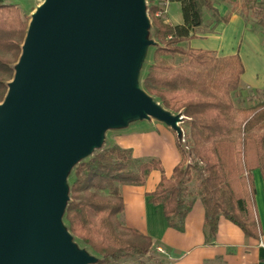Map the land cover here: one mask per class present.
Instances as JSON below:
<instances>
[{
    "label": "water",
    "instance_id": "obj_1",
    "mask_svg": "<svg viewBox=\"0 0 264 264\" xmlns=\"http://www.w3.org/2000/svg\"><path fill=\"white\" fill-rule=\"evenodd\" d=\"M147 0H43L0 102V264H98L64 221L70 176L111 130L186 116L143 87Z\"/></svg>",
    "mask_w": 264,
    "mask_h": 264
},
{
    "label": "trees",
    "instance_id": "obj_2",
    "mask_svg": "<svg viewBox=\"0 0 264 264\" xmlns=\"http://www.w3.org/2000/svg\"><path fill=\"white\" fill-rule=\"evenodd\" d=\"M149 4L153 38L143 71L142 87L166 109L186 119L180 143L182 162L172 175L163 174L151 202L161 205L168 226L184 231L196 201L205 207L204 232L212 241L221 217L246 235L260 238L254 170L264 180V100L255 106H237L235 99L245 71L241 57H218L208 50L184 47L203 24L204 10L216 11L213 0L179 2L183 22L170 24ZM27 20L15 4L0 0V102L13 78L21 54ZM154 170L163 171L157 157L136 158L131 148L106 144L82 161L70 176L71 201L64 221L75 240L99 256L98 264H172L157 251L153 239L127 227L123 185H144Z\"/></svg>",
    "mask_w": 264,
    "mask_h": 264
},
{
    "label": "crops",
    "instance_id": "obj_3",
    "mask_svg": "<svg viewBox=\"0 0 264 264\" xmlns=\"http://www.w3.org/2000/svg\"><path fill=\"white\" fill-rule=\"evenodd\" d=\"M213 1L216 11L204 10L203 24L197 29L196 36L183 45L212 51L218 57L238 54L245 71L236 97L243 98L250 93L257 97L254 102L258 104L264 100V41L244 15L234 9L237 0ZM154 3L163 7V16L170 24L183 22L179 2L155 0ZM175 4L178 6L173 13L171 9ZM111 144L131 148L136 158L157 157L161 160L163 171L154 170L144 185L122 186L124 211L120 219L127 227L150 236L155 247L162 248L163 255L172 264H264V180L259 169L253 174L261 237H250L239 226L221 217L217 234L209 242L204 232L205 207L201 200L196 201L188 214L184 231L170 228L162 206L151 202V194L163 174L170 177L182 162L176 132L156 120L139 122L118 132Z\"/></svg>",
    "mask_w": 264,
    "mask_h": 264
},
{
    "label": "rangeland",
    "instance_id": "obj_4",
    "mask_svg": "<svg viewBox=\"0 0 264 264\" xmlns=\"http://www.w3.org/2000/svg\"><path fill=\"white\" fill-rule=\"evenodd\" d=\"M42 1L43 0H6L7 3L15 4L18 6V8L21 10L22 14L24 15L25 20H27L28 26H29V22L31 20V14L34 12V10L37 8V6L42 3ZM147 3H148V14H149V17H150L151 23H152V38H153V19L154 18L149 13V4H152L153 1L147 0ZM176 6H178V4L173 5V7H172L173 9H171V11L173 13L176 12V9H175ZM234 9L239 11L240 13H242L244 15V17L246 18V21L251 25V27L254 30H257L260 33V36H261L262 40L264 41V0H237V1H234ZM162 17L165 18V16H162ZM146 65H147V63H146ZM146 65H145V67H146ZM260 97H261V95L258 98H260ZM237 98H238V96L237 97L235 96V99H237ZM255 98H257V97H254V95H250V93H249L248 95L245 94L243 98H242V96H239V100H235V102H236L237 106H243V107L255 106L256 105V102H254ZM144 122H146V121H144ZM147 122H149V121H147ZM125 130L126 129L109 131L107 133V140H106L105 145L111 144V142H113L116 134H118V132H124ZM178 141H179V139H178ZM179 145H180V142H179ZM162 256H165V255L162 254ZM165 258H166V256H165ZM134 262H136L135 259H130V260H127L125 263L132 264Z\"/></svg>",
    "mask_w": 264,
    "mask_h": 264
},
{
    "label": "built area",
    "instance_id": "obj_5",
    "mask_svg": "<svg viewBox=\"0 0 264 264\" xmlns=\"http://www.w3.org/2000/svg\"><path fill=\"white\" fill-rule=\"evenodd\" d=\"M163 14H164V10L157 11V13H156L157 16H163ZM157 251L159 253L165 254V251L162 248H157Z\"/></svg>",
    "mask_w": 264,
    "mask_h": 264
}]
</instances>
